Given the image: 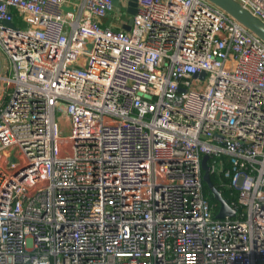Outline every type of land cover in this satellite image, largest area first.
Returning <instances> with one entry per match:
<instances>
[{
  "label": "built area",
  "instance_id": "built-area-1",
  "mask_svg": "<svg viewBox=\"0 0 264 264\" xmlns=\"http://www.w3.org/2000/svg\"><path fill=\"white\" fill-rule=\"evenodd\" d=\"M119 1L0 0V264H264V42L207 0L125 30Z\"/></svg>",
  "mask_w": 264,
  "mask_h": 264
},
{
  "label": "water",
  "instance_id": "water-1",
  "mask_svg": "<svg viewBox=\"0 0 264 264\" xmlns=\"http://www.w3.org/2000/svg\"><path fill=\"white\" fill-rule=\"evenodd\" d=\"M126 8L125 11L128 15L127 23L122 25V28L125 30L130 29V24L132 22V16L137 11V0H126ZM210 3L216 5L220 9H222L226 14L231 16L241 25H243L246 29L256 34L263 42H264V23L252 15L249 11L243 8L240 4H238L235 0H207ZM113 5L116 7H120L119 0H112ZM65 10L69 8L64 7ZM12 25L10 22L8 23ZM2 74V60L0 57V78ZM203 75V73L201 74ZM208 156L203 155L201 159V167L203 170L202 179L206 186L209 188L212 197L217 201V211L215 216L217 218L224 217H234L237 214L236 209L230 206V204L225 200L222 196V193L219 188H217L211 180L209 173V166L207 164Z\"/></svg>",
  "mask_w": 264,
  "mask_h": 264
},
{
  "label": "trees",
  "instance_id": "trees-1",
  "mask_svg": "<svg viewBox=\"0 0 264 264\" xmlns=\"http://www.w3.org/2000/svg\"><path fill=\"white\" fill-rule=\"evenodd\" d=\"M211 180L214 183V185L220 189L222 196L225 198L227 202H230L232 200L231 196V190L226 188L225 185L222 183L224 181H221V177H219L217 174H212ZM203 188H204V193L208 197L209 201L215 205V208L217 207V201L212 197L211 192L209 188L206 186V184L203 182Z\"/></svg>",
  "mask_w": 264,
  "mask_h": 264
},
{
  "label": "crops",
  "instance_id": "crops-1",
  "mask_svg": "<svg viewBox=\"0 0 264 264\" xmlns=\"http://www.w3.org/2000/svg\"><path fill=\"white\" fill-rule=\"evenodd\" d=\"M108 22V20H104V23H107ZM115 25L117 26V23L115 22Z\"/></svg>",
  "mask_w": 264,
  "mask_h": 264
},
{
  "label": "rangeland",
  "instance_id": "rangeland-1",
  "mask_svg": "<svg viewBox=\"0 0 264 264\" xmlns=\"http://www.w3.org/2000/svg\"><path fill=\"white\" fill-rule=\"evenodd\" d=\"M67 132V129H65L64 131H63V133H66Z\"/></svg>",
  "mask_w": 264,
  "mask_h": 264
}]
</instances>
